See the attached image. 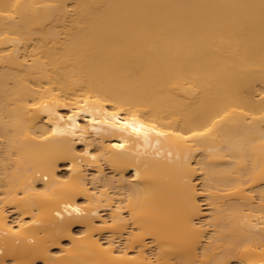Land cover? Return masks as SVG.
Returning <instances> with one entry per match:
<instances>
[{
  "label": "bare ground",
  "instance_id": "1",
  "mask_svg": "<svg viewBox=\"0 0 264 264\" xmlns=\"http://www.w3.org/2000/svg\"><path fill=\"white\" fill-rule=\"evenodd\" d=\"M1 187L0 264H264V0H0Z\"/></svg>",
  "mask_w": 264,
  "mask_h": 264
},
{
  "label": "rangeland",
  "instance_id": "2",
  "mask_svg": "<svg viewBox=\"0 0 264 264\" xmlns=\"http://www.w3.org/2000/svg\"><path fill=\"white\" fill-rule=\"evenodd\" d=\"M65 165V166H64ZM66 167V164L65 163H63V166H61V170H60V172H61V174H63L62 172H65V174H64V176H66L67 175V173H68V169H67V167ZM106 170H107V172L109 171V173H111V170H110V168L106 165ZM128 174L130 175L131 174V172H128ZM201 181V180H200ZM201 185V184H200ZM3 188L4 187H1V189H0V195H2V193H1V191L3 190ZM206 197V194L204 195V192H202V194H201V200H202V202L204 203V201L203 200H205L206 199V201H205V203H204V207L205 206H207V203H208V201H209V199L206 197L205 199H204V197ZM203 197V198H202ZM208 207H205V210L207 209ZM208 210V209H207ZM108 213H105V215H107ZM14 215V216H13ZM17 214L16 213H14V212H11V218H17V216H16ZM13 216V217H12ZM81 228H82V226L81 225H75L74 226V229H75V231L76 232H80L81 231ZM63 241H64V245H68L69 244V239H67V238H65V239H63ZM59 246H52V252H54V253H57V252H59V248H58ZM41 261H42V259H40L39 260V262L41 263Z\"/></svg>",
  "mask_w": 264,
  "mask_h": 264
}]
</instances>
